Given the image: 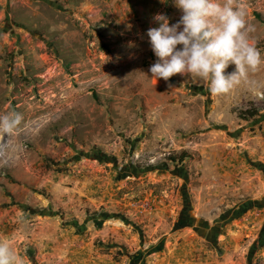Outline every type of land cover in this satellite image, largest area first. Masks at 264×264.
Instances as JSON below:
<instances>
[{
	"label": "rangeland",
	"instance_id": "374dc122",
	"mask_svg": "<svg viewBox=\"0 0 264 264\" xmlns=\"http://www.w3.org/2000/svg\"><path fill=\"white\" fill-rule=\"evenodd\" d=\"M245 2L264 57V0ZM157 13L182 15L0 0V115L23 117L0 134V239L23 264H264V98L151 77ZM249 78L264 92V65Z\"/></svg>",
	"mask_w": 264,
	"mask_h": 264
},
{
	"label": "clouds",
	"instance_id": "9594fccd",
	"mask_svg": "<svg viewBox=\"0 0 264 264\" xmlns=\"http://www.w3.org/2000/svg\"><path fill=\"white\" fill-rule=\"evenodd\" d=\"M182 13L169 24L163 13L153 16L157 27L146 32L156 61L148 72L155 80L191 76L206 82L211 95L232 94L241 84L257 96L264 92L250 73L264 65V57L250 38L254 27L246 21L245 0H172ZM179 46V47H178ZM229 65L234 71L225 72ZM23 117L10 111L0 115V134L11 136L19 131ZM0 264H23L6 239H0Z\"/></svg>",
	"mask_w": 264,
	"mask_h": 264
},
{
	"label": "trees",
	"instance_id": "16d2710c",
	"mask_svg": "<svg viewBox=\"0 0 264 264\" xmlns=\"http://www.w3.org/2000/svg\"><path fill=\"white\" fill-rule=\"evenodd\" d=\"M183 158H186V156L184 155L183 157H181V159H180V160H183ZM173 160H175V159H173Z\"/></svg>",
	"mask_w": 264,
	"mask_h": 264
}]
</instances>
